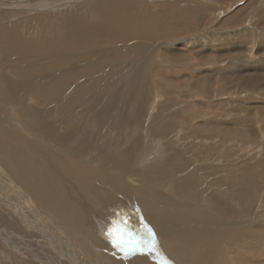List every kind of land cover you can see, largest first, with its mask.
<instances>
[{"label":"rangeland","instance_id":"rangeland-1","mask_svg":"<svg viewBox=\"0 0 264 264\" xmlns=\"http://www.w3.org/2000/svg\"><path fill=\"white\" fill-rule=\"evenodd\" d=\"M5 1L0 0V5L4 6V8L0 6V15H7V24L10 26L19 25L35 19V17L42 18L48 13L55 15L59 14L58 11L61 13L72 11L73 6L70 5L83 3V0ZM139 1L150 6L151 13L154 12L151 7L152 9L172 7V15L174 13V15L182 16V21L190 26L189 30L188 28L184 31L181 28L170 27L169 32L172 36L165 31L171 37L156 42L150 41L148 45H145V50L138 53L136 49L131 58L121 61V64L116 65L113 70L109 69L110 66L103 65L105 58L102 56L94 58L90 56L91 53L88 51L93 52L96 48L88 49L83 54V59L87 58L85 61H93L88 62L87 65L92 64V67L104 69L105 75L99 73L98 76V74L92 73L99 77L97 79L91 74L92 83L90 85L97 86L95 83L98 82L100 86H97L95 93H89L88 100L81 109L80 105L83 100L72 102L71 105L69 103L72 101L71 96L75 93L73 92L75 88L72 90L67 86L60 93L56 102L50 103V100H45L41 105L37 104L38 106L34 107L35 100L31 94L32 89L20 86L19 89H15L18 97L16 103L5 104L0 101V115L4 117L0 121L1 123L3 120L13 122L19 129L18 131L28 133L26 135L29 136V140L35 137L38 146L44 143V145L48 144L49 137L47 139L45 136H60V138L66 139L68 126L72 128V134L79 138L80 124L82 123L85 133L87 168L112 176L136 189L146 188L154 193H166L167 199H171L174 206L185 205L195 211L207 210V218L200 217V219L192 220L191 224H186L190 226L191 233L199 231L197 234L199 236V251L203 250L206 254L213 256L219 249L218 257H216L219 259V264L220 262L222 264H264V0ZM178 3H181V7ZM7 4H13L18 8L7 6ZM164 29L167 27L165 26ZM15 30L22 32L23 36L35 33L34 27ZM134 43H131V48L133 44L137 48L140 41H134ZM106 47L104 48L107 49ZM109 51L112 53L114 49ZM7 57L12 58V54H7ZM133 58L136 59L137 66H133L130 62L134 60ZM137 58H140V62ZM13 64L14 62L5 68L8 72L6 75L10 79L14 74L19 73ZM64 78L65 76L60 77V79ZM86 78L81 80L85 81ZM20 79L24 80L25 77L20 75ZM33 81V79L29 80L28 83ZM16 82L22 83L21 81ZM97 94L101 95L95 98ZM67 104L70 109L64 111L63 107ZM38 107L41 109L40 112ZM22 110L30 114L32 110L33 113H38L36 116L44 124L39 128L35 126L36 130L34 128L32 130L30 125L33 122V116L29 117V123L22 124L23 120L20 119V124H18L16 119ZM52 110L54 113L51 112ZM87 110L90 112H86ZM79 111L84 112L79 113ZM80 114H91L96 125H99L100 128L105 127L104 131L100 135H96L85 123L86 116ZM59 116L64 118L61 124ZM47 117H50L51 120L57 119V124H53L57 126L48 124L50 119L46 122ZM77 122L79 127L73 129L74 126H77ZM129 125L132 126L128 128ZM128 129L136 133L134 134ZM50 131L53 132L49 134ZM0 132L8 143L13 142L16 145L19 144L17 140H23L9 137L1 130V127ZM128 132L129 135L130 132L134 134L133 138L126 137L121 140L120 134L129 136ZM116 137L117 139H115ZM39 140L41 141L39 142ZM42 141L44 142L41 143ZM134 141H136V146H134ZM81 142L84 143L82 140H64L67 147L65 149L81 147ZM36 143L33 146L35 151L32 148L27 149L32 156L26 151L29 159L34 160L32 163L34 167L39 164V159L53 157L46 150V152L43 149L42 151L41 146L38 148ZM110 145L116 146L118 149L121 147V150L114 152L122 153L127 152V149L133 146V154L134 157L136 156L135 165L140 154L145 157L143 159L142 156L143 160L148 156L146 160L148 163L154 160L152 157L158 155L164 166L161 167L162 169L158 167V170L166 169L165 163L169 162L168 159L174 160L173 164L177 170L170 174H164L170 181L158 187L156 186L157 179L162 181L165 178L152 175V171L149 172L146 166V172L140 170L141 167L133 168L132 162L126 159L116 157L118 162L113 160L112 153H110L113 150H110ZM31 152H37L36 156H33L34 154ZM40 153L47 154L48 158L42 155V157L38 156ZM97 155L105 157L108 166L94 168L91 160ZM58 160L60 159L58 158ZM114 161L120 167H129V171L115 169ZM71 163L76 166L75 162ZM46 165L48 164L44 160L42 166ZM157 165L159 163H155L151 168ZM46 169L50 170L51 168L46 167ZM4 171L5 169L0 172ZM0 176L2 180V175ZM5 180L3 185L11 182L10 177ZM7 184L5 185L6 189ZM10 185L11 191L16 189L12 182ZM7 192L10 193L9 187ZM186 192L191 195H188L185 200L181 199L179 194L185 196ZM232 195H235L237 199ZM196 196L202 198L204 196V198L196 203L193 201ZM20 197L23 198V196ZM123 199L126 202V199ZM163 201L164 204L166 202L165 205L158 201H152V203L145 201L142 205L140 200L136 204H129V212L125 216L124 222L119 224L116 221L109 226L113 235L118 238L117 240H124L121 241L122 244L133 251L147 254L148 260L145 259L146 262L142 264H149L150 260L155 264H159V262L161 264H187L181 260L182 253L172 251L176 245L175 243L169 245V239L170 237L176 239L180 235L182 239L191 244V236L183 228L185 226L182 222H173L171 225L169 220L158 221L152 204L157 203L159 210L165 213L168 203L164 198ZM89 204L96 208L91 202ZM37 205L32 203L34 208ZM90 205V210L97 212ZM0 211L10 218H21L25 227H21L22 230H17V232L15 228L9 229L8 226H5L4 221L0 220L3 223L2 226L0 224V264L6 263V261H13L14 264H46L44 255L53 264H61V262L62 264L140 263L139 258L133 254H122L117 249L103 247L102 244L96 242L97 239L95 240L91 236L89 239L82 236L83 238L77 240L66 226L54 220V227H59L64 232V239L67 238L71 248H74V251L70 252L66 244L67 248L62 244L63 248L52 241L46 232L44 234V229L36 223L35 219V224L28 223L29 221L33 223V212L30 209L20 207L13 213L11 210L5 209L0 201ZM24 211H29L30 215H26ZM45 215H49V213ZM99 216L102 220H110L108 217ZM221 222L228 226H220L218 223ZM203 227L212 231L207 234ZM172 229L173 232L170 233ZM227 230L234 232V235L229 239L223 235ZM36 242L40 244L38 245ZM13 243L22 249L17 250ZM40 245L48 249L45 250L47 253L39 251ZM58 248H62L61 251ZM73 255L77 260L72 257ZM2 257L4 260H1ZM28 257L29 259H27ZM34 257L35 260H33ZM64 257L69 260L67 261ZM41 258H43L42 263H39ZM56 258L59 260L57 261ZM201 263L205 264V261L201 260Z\"/></svg>","mask_w":264,"mask_h":264},{"label":"bare ground","instance_id":"bare-ground-1","mask_svg":"<svg viewBox=\"0 0 264 264\" xmlns=\"http://www.w3.org/2000/svg\"><path fill=\"white\" fill-rule=\"evenodd\" d=\"M84 2L85 0H83V3L82 2L79 3V5H77L78 3L70 5L73 6L72 11L68 10L67 12H63V13L58 11L59 14H55V15H49L48 13V15L42 18L35 17V19L21 23L19 25L10 26V24H7L8 21L6 20L7 15H2V14L0 15V101L4 102L5 104L16 103L18 97L16 95L17 90L15 89H19L20 86H25V88L27 87L29 88V90L32 89L31 94L33 96V99L35 100L33 106L37 107L38 105H41L45 100H50V103L56 102L59 99L58 97L60 96V93L68 86L72 90L73 88H75V90L73 91L75 93H73V95L71 96L72 101L71 102L69 101L70 105L72 102H78V101L80 102L81 100H83V102L80 105V109H81L82 106L87 102L89 95L91 93H95L97 91L96 90L97 86H100L98 82L95 83L97 86L90 85V83H92L91 74L92 73L98 74L99 76V73H103L105 75L104 69H99L94 66L92 67L91 66L92 64L87 65L88 62H93V61H85L87 60L85 55L84 56L86 59H83L84 57L82 56L88 49L94 50L96 48L93 52L88 51V53H91L90 56L92 58L96 56L98 57L102 56L103 58H105L103 65L105 64L106 66H110L109 69L113 70L116 65L118 66L119 64H121V61H125L126 58H131L135 54L136 49L138 53L145 50V45H148L150 41L156 42L159 40L167 39V37H171L172 34L169 32L170 27L176 29L181 28L182 30L184 29V31L187 30V28L188 30L190 28V26L186 22L182 21V16H180L179 14L174 15V13L172 15V11H171L172 7L155 8L154 6L155 9H152L151 7V10L154 11L153 14L149 11L150 6L146 5L145 2L139 0H87L85 3ZM180 4L178 3V5L181 7ZM7 6L13 7L14 5L7 4ZM2 7L4 8V6ZM14 7L18 8L17 6ZM51 8L53 9L54 7ZM167 13H170L171 15L170 14L167 15ZM180 22L182 23L180 24ZM165 26L167 27V29H164ZM30 27L35 28V33L29 36L26 34L23 36L22 32L15 30V29L30 28ZM165 30L168 33H170L171 36H169ZM134 41H140V43H138L137 48L134 45L135 44ZM131 43H134L132 48H131L132 45ZM105 46H107L106 47L107 49L104 48ZM110 49H114V52L110 53L109 51ZM9 53L12 54V58L7 57V54ZM104 55H109V56L105 57ZM139 59L140 58H137L138 61ZM135 60L136 59L130 61L132 62L133 66H137ZM13 62H14L13 66L15 67V69L19 71V73L14 74L10 79L6 75L8 72L5 68L9 66V64H12ZM84 66L85 68H83ZM20 75L25 77V79L21 80ZM62 76H65V78L60 79V77ZM98 76L96 75L95 77L98 79L99 78ZM83 78H86V80L82 81L81 79ZM32 79L34 81L28 83V81ZM16 81H21L22 83H17ZM100 95L97 94L95 98H97ZM68 104L64 105L63 107L64 111L70 109V106ZM39 107H38V111L40 112L41 109ZM56 109L58 110V108ZM53 110L51 112H53ZM80 112L83 113L84 111H79V113ZM86 112H90V111L87 110ZM19 114L20 116L18 115L19 117L16 119L18 124H20L19 122L20 119L23 120L22 124H24V123H29L30 116L34 117L33 122L30 125L32 130L35 126L36 127L38 126L39 128L41 127L42 124H44V122L39 121L38 116H36L38 113L37 114L33 113V110L31 114L26 112L25 110H22V112H20ZM80 115L86 116L85 123L96 135H100L104 131L105 127L102 126L100 128L99 125H96L95 121L91 117V114H80ZM65 116L66 115L64 113V117ZM3 118L4 117L0 115V120ZM58 118H59V123L61 124L64 118L63 117L61 118V116H59ZM65 119L67 120L66 117ZM48 120L50 122L48 124H52V125L57 121V119L51 120L50 117H47L46 122ZM69 121L70 120L68 119V122ZM70 124L72 125V123ZM53 126H57V125H53ZM80 126L81 127H80L79 138L75 137L72 134L71 131L72 128H70L69 126L67 127L66 130L68 131V136L66 139H62L60 138V136H54V137H52V135L45 136L47 137V139L49 137V140H47L48 144L46 145H44L45 143L41 144L40 145L41 150L42 149L44 151L46 150L53 157L57 156L60 160H58V158L55 157L54 158L51 157L50 159H45L44 157H47L46 156L47 154L43 155L42 153H40V155L38 156L40 157L44 156L43 157L44 159H39V164L35 165L36 167H34L32 165L34 160L29 159L28 155L26 154V151L29 148L33 149V146L36 143V138L34 137L32 138V140L31 139L29 140V136L26 135L28 133H23V131H18L19 129L16 127V125L13 122H5L3 120V123H1L0 121L1 130L4 133L8 134L9 137L14 138L16 140L17 138L23 139L20 141L17 140L19 144L16 145L13 142L8 143L4 139L3 134L0 132V161L3 163L2 164L0 162V171H3L5 169L4 172H0V175H2V180L0 179V184H1L0 201L5 207V209L11 210L13 213L15 212V210H17L20 207H22L23 209L26 208L27 210L30 209V211L33 212V217H32L33 223H31V221H29L28 223L35 224L34 221L35 219L37 221L36 223L40 225L42 229H44L43 230L44 234L46 232L47 236L50 237V239L54 241L56 244H59L62 247H63L62 244H64V247L68 246L70 252L74 251V248H71V244H69L68 242L69 240L67 238L64 239L65 238L64 232L59 227H54L53 225L54 220H57L58 223H61L64 226H66V228L71 232L72 236L74 238H77V240L83 237L89 239L91 236L95 238V240L97 239L98 241L96 242L102 244L103 247L105 246L109 249L111 248L117 249L119 253L122 254H127V253L133 254L140 260V263L136 262V264H142L148 260L147 254L140 251L139 252L133 251L129 247L122 244L121 241L124 240L122 239L120 241L117 240L118 238H116L113 235L112 229L109 225L114 224L116 221L119 224L124 222L125 216H127V213L129 212V204L130 205L132 203L136 204V202H138L139 200L141 201L142 205L145 201H150L151 203L152 201L153 202L158 201L161 204H164L163 201L164 198L167 200L168 203V207L165 211L166 214L164 213V211L159 210L157 203L152 204L153 212L157 214L158 221L164 222L169 220V222L171 221L170 222L171 225H173V222H182L183 225L185 226L183 228L190 234L192 240V243L190 244V242L187 243L186 240L182 239L180 235H178L176 239L170 237L169 245H173L174 243L176 245L175 247L172 248V251L174 253H176L177 251L182 253L181 260H183L187 264H202L201 260H204L205 264H219V259L216 258L218 257L219 249H217V252L214 253L213 256L211 254H206L205 251L203 250L199 251L198 249L199 236L197 235L199 231L196 230L194 233H191L190 226L186 224V223L191 224L192 220L200 219V217H203L202 219L207 218L206 217L207 210L195 211L194 209L185 205L174 206L171 203V199H167L168 195H165L166 193L165 194H163L162 192L154 193L146 188L136 189L135 187H132L125 182L119 181L113 178L112 176H108L107 174H101L100 172H95L93 170H90L92 168H87V158H86L85 145H84L85 144L84 127L82 126V123L80 124ZM131 126L129 125V127L128 126L127 127L130 128ZM78 127L79 126L77 122V126H74L73 129H76ZM34 129L36 130V128ZM43 129L45 130V128ZM131 129L133 130V128ZM46 130L48 131L49 129ZM132 130L130 131L132 132ZM52 132L53 131H50L49 134H51ZM131 132L130 135L129 132L127 133V135L129 136H123L122 134H120V139L122 140V138L125 139L126 137H128L129 139L133 138L136 132L135 133L132 132L134 134H132ZM70 139L82 140L84 143L81 142V147L77 146L76 148L65 149L67 147L65 146L64 140H70ZM115 139H117V137ZM41 140H39V142ZM43 142L44 141H42L41 143ZM40 146H38V148ZM134 146H136V141H134ZM109 148L110 150H113V152H110L112 153L113 160L114 159L117 160L116 157H120L123 160L126 159L132 162L133 168L137 166L142 168L140 170L145 171L146 170L145 166H146L149 169L148 170L149 172L152 171V175L155 176L158 175L160 177L165 178L162 181H159V179H157L156 186L158 187L162 186L163 183L170 181L164 176V174L165 175L170 174L177 170L175 164H173L174 163L173 159H168L169 162L165 163L166 169H164L163 171L158 170V167L160 168L164 167L161 162L162 159L161 157L158 158V155L152 157L151 153L150 156L155 161L151 160L148 163V161H146L148 159V156L145 160H143L145 157L142 155L143 159H141L142 156L140 154L139 155L140 159L139 158L136 159L138 161L135 165L134 160L136 156L134 157L133 154L134 151L133 146H130V148L127 149V152L125 153L114 152L116 150H121L120 149L121 147H119L118 149L116 146L110 145ZM33 151L35 150L33 149ZM29 153L30 152H28V154ZM35 153H33L34 154L33 156H36ZM147 154L149 155V153ZM29 155L32 156V154ZM97 156H95L91 160L94 168L108 166L105 157L98 156L97 158ZM44 160L48 164L45 167L42 166V162ZM71 162H75L76 166H73ZM155 163L157 164L159 163V165L151 168L152 166L155 165ZM114 165H115V169L117 168L119 170L126 169L127 171H129V167L128 168L120 167L115 161H114ZM46 167H49L51 169L47 170ZM133 168H131V170H133ZM9 177H10V181L16 187V189H13L14 191L13 192L10 190L11 185L9 186L11 182L9 184L6 183L7 186L9 187L10 193L7 192L8 187L7 189L5 188L6 184L3 185V182L4 181L6 182L5 178H9ZM188 195L191 194H189L188 192H186L185 196L179 194L180 198L183 200H185ZM20 196H23V198H21ZM232 196L235 199H237L235 195ZM29 197H32L33 199H30ZM122 197L126 199V202H124V199ZM121 198L123 199V201ZM203 198L201 196H196V198L195 197L193 198V201L198 203L202 201ZM89 202H91L94 206H96V208L92 207L89 204ZM32 203L38 205L34 208L32 206ZM89 205L93 209H95L98 213L93 210H90ZM24 212L26 213V215H30L29 211H24ZM229 212H231V210H229ZM46 213H49V215H45ZM99 215L108 217L110 218V220H102ZM0 220L4 221L5 226H8L9 229L15 228L17 231V230H22L21 227L25 228L23 225V220L21 218H14V217L10 218L9 216H7V214L2 213L1 211H0ZM139 223L141 224L140 221ZM0 224L2 226L3 223H1L0 221ZM218 224H220V226H228L223 224L222 222ZM204 229L206 230L207 234H209L212 231L211 229L208 228H204ZM127 231L129 232V230ZM172 232L173 229L170 231V233ZM223 235L227 236V238L229 239L234 235V232L227 230L225 233H223ZM41 239L44 240L43 238ZM12 242H13V238H12ZM31 243L34 244V242ZM36 243L38 245L40 244L38 242ZM118 244L121 246H117ZM42 246H41L42 249L40 248L41 250L39 249V251L47 253L45 250L48 249H45ZM34 247L38 248V246L35 245ZM19 248L22 249V247L20 246L16 247L17 250ZM61 249L59 250L61 251ZM44 257H45L44 261L46 264H53L51 261L47 260L48 258L45 255L43 256V258ZM72 257H74V255ZM43 258L40 259L39 263H42L41 261ZM57 258L56 260L58 261L59 259ZM27 259H29V257ZM1 260H4L3 257ZM33 260H35V257ZM66 260L68 261L69 259ZM148 263L155 264L151 260ZM3 264H14V262L6 261V263L4 262ZM159 264H161V262H159ZM220 264H222V262H220Z\"/></svg>","mask_w":264,"mask_h":264},{"label":"snow or ice","instance_id":"snow-or-ice-1","mask_svg":"<svg viewBox=\"0 0 264 264\" xmlns=\"http://www.w3.org/2000/svg\"><path fill=\"white\" fill-rule=\"evenodd\" d=\"M117 246H121V245L118 244Z\"/></svg>","mask_w":264,"mask_h":264}]
</instances>
